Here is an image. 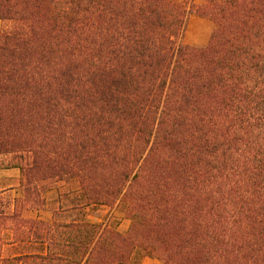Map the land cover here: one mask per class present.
<instances>
[{
    "label": "trees",
    "instance_id": "1",
    "mask_svg": "<svg viewBox=\"0 0 264 264\" xmlns=\"http://www.w3.org/2000/svg\"><path fill=\"white\" fill-rule=\"evenodd\" d=\"M10 168L0 264H264V0H0Z\"/></svg>",
    "mask_w": 264,
    "mask_h": 264
},
{
    "label": "rangeland",
    "instance_id": "2",
    "mask_svg": "<svg viewBox=\"0 0 264 264\" xmlns=\"http://www.w3.org/2000/svg\"><path fill=\"white\" fill-rule=\"evenodd\" d=\"M195 1L199 2V0H195ZM200 20H204L206 22H200ZM212 28H213L212 21H210L207 18H203L198 15L191 14L187 20L183 41L193 46H204L208 42ZM204 32L207 33V41L205 42L204 45H197L196 42L200 40ZM18 180H19L18 169L10 168V169L0 170V187L2 186L7 187L8 185H11L12 187H16L18 184ZM105 213H106V209L103 208H101V210L100 209L90 210L88 211V217L91 220H95L98 218H103L105 216L104 215ZM112 216L116 219L119 230L123 232L126 231V229L129 226V220L120 211L117 210L113 211Z\"/></svg>",
    "mask_w": 264,
    "mask_h": 264
},
{
    "label": "crops",
    "instance_id": "3",
    "mask_svg": "<svg viewBox=\"0 0 264 264\" xmlns=\"http://www.w3.org/2000/svg\"><path fill=\"white\" fill-rule=\"evenodd\" d=\"M200 22H206L204 20H200ZM208 24V22H207ZM207 41V33L204 32L199 41L196 42L197 45H204ZM139 264H162L158 259L151 257H144Z\"/></svg>",
    "mask_w": 264,
    "mask_h": 264
}]
</instances>
